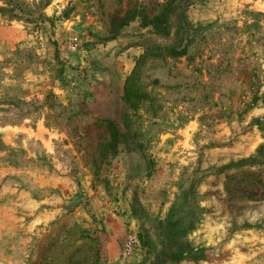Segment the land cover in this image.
Masks as SVG:
<instances>
[{"label": "rangeland", "instance_id": "1", "mask_svg": "<svg viewBox=\"0 0 264 264\" xmlns=\"http://www.w3.org/2000/svg\"><path fill=\"white\" fill-rule=\"evenodd\" d=\"M164 1L0 0V264H264V0Z\"/></svg>", "mask_w": 264, "mask_h": 264}, {"label": "trees", "instance_id": "2", "mask_svg": "<svg viewBox=\"0 0 264 264\" xmlns=\"http://www.w3.org/2000/svg\"><path fill=\"white\" fill-rule=\"evenodd\" d=\"M199 0H165L158 12L148 15L139 12V25L147 29V33L156 39L142 40L144 54L158 55L161 53L169 56L182 54L185 42L188 39L189 22L186 17V9L189 5ZM172 37V42L161 44L158 39ZM129 76L123 83V92L120 97L121 108L136 109L138 102L135 100L139 94L129 87ZM124 114L121 122L108 121V147L115 153L118 145L121 149L130 150L133 146H140L141 142L135 138V131H130L131 121Z\"/></svg>", "mask_w": 264, "mask_h": 264}, {"label": "built area", "instance_id": "3", "mask_svg": "<svg viewBox=\"0 0 264 264\" xmlns=\"http://www.w3.org/2000/svg\"><path fill=\"white\" fill-rule=\"evenodd\" d=\"M75 45H71L70 47L74 48ZM137 241V239L135 237L133 238H129L128 240H125V242L122 245L123 250L128 253L132 247L133 244Z\"/></svg>", "mask_w": 264, "mask_h": 264}]
</instances>
